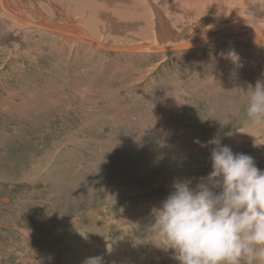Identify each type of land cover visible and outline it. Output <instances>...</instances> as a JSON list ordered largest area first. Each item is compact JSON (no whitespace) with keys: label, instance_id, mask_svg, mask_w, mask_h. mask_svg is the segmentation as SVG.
<instances>
[{"label":"rangeland","instance_id":"rangeland-1","mask_svg":"<svg viewBox=\"0 0 264 264\" xmlns=\"http://www.w3.org/2000/svg\"><path fill=\"white\" fill-rule=\"evenodd\" d=\"M118 29L121 39L95 38L154 43ZM38 34L0 44V264H180L172 250L134 247L132 237L175 180L194 187L210 173L211 146L194 141L218 136L264 170V126L249 127L246 113L264 52L217 44L103 55Z\"/></svg>","mask_w":264,"mask_h":264},{"label":"bare ground","instance_id":"bare-ground-1","mask_svg":"<svg viewBox=\"0 0 264 264\" xmlns=\"http://www.w3.org/2000/svg\"><path fill=\"white\" fill-rule=\"evenodd\" d=\"M165 1L158 9L152 0H0V44L11 46L21 39L19 33L24 37L37 32L103 55H168L217 44L264 52V17L253 14L264 12V0ZM187 17L192 19L183 21ZM118 28L154 43L110 45L95 38L107 33L112 40L121 39L124 32Z\"/></svg>","mask_w":264,"mask_h":264},{"label":"clouds","instance_id":"clouds-1","mask_svg":"<svg viewBox=\"0 0 264 264\" xmlns=\"http://www.w3.org/2000/svg\"><path fill=\"white\" fill-rule=\"evenodd\" d=\"M227 57L239 61L234 51ZM247 92L249 127H262L264 75ZM194 143L211 146L210 173L194 187L190 179L175 180L153 209V222L132 237L133 246L172 250L180 264H264V170L253 157L222 145L218 136ZM83 264H104V258L88 257Z\"/></svg>","mask_w":264,"mask_h":264}]
</instances>
